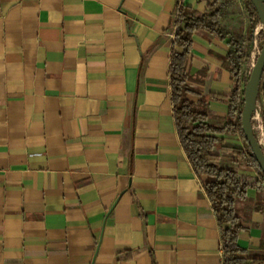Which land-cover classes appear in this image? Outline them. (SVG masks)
<instances>
[{"label":"crops","instance_id":"1","mask_svg":"<svg viewBox=\"0 0 264 264\" xmlns=\"http://www.w3.org/2000/svg\"><path fill=\"white\" fill-rule=\"evenodd\" d=\"M213 1L0 0V264H222L168 78L177 7L202 14ZM228 49L193 36L192 91L231 94ZM261 82L251 124L264 153V71ZM226 115L209 102L210 124ZM247 197L238 244L260 257L264 188Z\"/></svg>","mask_w":264,"mask_h":264},{"label":"trees","instance_id":"2","mask_svg":"<svg viewBox=\"0 0 264 264\" xmlns=\"http://www.w3.org/2000/svg\"><path fill=\"white\" fill-rule=\"evenodd\" d=\"M236 1L242 5L249 20L245 38L235 37L222 25L227 9ZM257 17L258 9L252 0H214L202 14L179 4L172 22L174 37L168 70L172 116L179 143L194 174L206 177L203 190L217 221L222 264H264V255L245 257L246 251L239 246L238 236L246 227L235 206L236 202L247 200L249 190L255 189L258 193L264 188V175L243 135L241 125L244 88L249 79L246 67L250 60ZM196 33H206L219 41L227 40L229 49L224 68L233 80L229 96L200 94L190 89L187 69ZM261 91L262 82L258 96ZM211 100L227 105V115L221 126L208 122V104ZM224 135L238 137L241 145H226L222 138ZM241 167L253 170L256 178L249 180L239 174L238 169ZM262 207V202L256 203L254 211L261 212Z\"/></svg>","mask_w":264,"mask_h":264},{"label":"water","instance_id":"3","mask_svg":"<svg viewBox=\"0 0 264 264\" xmlns=\"http://www.w3.org/2000/svg\"><path fill=\"white\" fill-rule=\"evenodd\" d=\"M252 2L264 5V0H252ZM264 71V43L255 59L249 75V79L244 88V104L241 112V125L243 135L252 151L256 163L264 175V153L252 130V116L256 107L259 93V86Z\"/></svg>","mask_w":264,"mask_h":264},{"label":"rangeland","instance_id":"4","mask_svg":"<svg viewBox=\"0 0 264 264\" xmlns=\"http://www.w3.org/2000/svg\"><path fill=\"white\" fill-rule=\"evenodd\" d=\"M254 5L258 9V17L257 25L253 32L252 47L254 46V48H252V59L250 58L246 67V70H248V75H250L252 65L254 64L255 59L264 43V25H262L264 20V5L260 3H255ZM224 21L232 35L237 38L247 37L249 30L248 16L238 1H236L234 5L227 9L226 19Z\"/></svg>","mask_w":264,"mask_h":264},{"label":"bare ground","instance_id":"5","mask_svg":"<svg viewBox=\"0 0 264 264\" xmlns=\"http://www.w3.org/2000/svg\"><path fill=\"white\" fill-rule=\"evenodd\" d=\"M262 25H264V20H263V22H262Z\"/></svg>","mask_w":264,"mask_h":264}]
</instances>
